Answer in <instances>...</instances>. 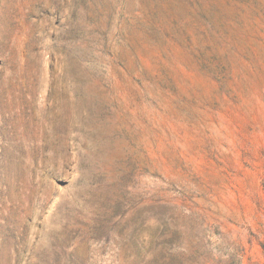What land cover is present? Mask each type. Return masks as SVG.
<instances>
[{"label":"rangeland","instance_id":"obj_1","mask_svg":"<svg viewBox=\"0 0 264 264\" xmlns=\"http://www.w3.org/2000/svg\"><path fill=\"white\" fill-rule=\"evenodd\" d=\"M0 264H264V0H0Z\"/></svg>","mask_w":264,"mask_h":264}]
</instances>
